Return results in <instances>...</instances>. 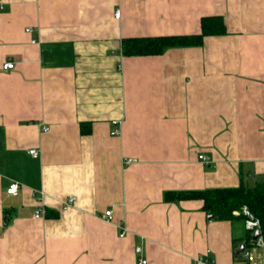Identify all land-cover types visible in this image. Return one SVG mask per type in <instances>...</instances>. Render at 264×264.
<instances>
[{
  "label": "crops",
  "instance_id": "0c3cea01",
  "mask_svg": "<svg viewBox=\"0 0 264 264\" xmlns=\"http://www.w3.org/2000/svg\"><path fill=\"white\" fill-rule=\"evenodd\" d=\"M207 16L225 33L121 54ZM263 177L264 0H0V264H264L241 215L165 199Z\"/></svg>",
  "mask_w": 264,
  "mask_h": 264
},
{
  "label": "trees",
  "instance_id": "16d2710c",
  "mask_svg": "<svg viewBox=\"0 0 264 264\" xmlns=\"http://www.w3.org/2000/svg\"><path fill=\"white\" fill-rule=\"evenodd\" d=\"M199 34L170 35L155 37L126 38L121 41V54L123 56H141L162 54L171 47L200 46L204 36L221 35L225 33L223 21L219 16H207L200 19ZM170 194V195H169ZM202 200L203 210L216 220H242L234 211L246 206L255 218L259 220L260 233L264 238V177L261 180L246 185L241 182L233 188L204 189L203 191L167 193L165 199ZM249 235L245 245L249 247ZM241 260L238 255L234 258L237 264Z\"/></svg>",
  "mask_w": 264,
  "mask_h": 264
},
{
  "label": "built area",
  "instance_id": "2783aa9c",
  "mask_svg": "<svg viewBox=\"0 0 264 264\" xmlns=\"http://www.w3.org/2000/svg\"><path fill=\"white\" fill-rule=\"evenodd\" d=\"M115 17L118 18V13L115 12ZM26 31H29V29H27ZM13 67V63L12 62H5V64H3L2 68L4 70L8 69V68H12ZM112 124H115V128H113V130L110 132V134L112 135H118L119 134V123L115 120H113ZM48 128L44 127V130H47ZM29 154L36 157L38 156V151L34 150V149H29L28 150ZM197 159L199 161H202V163L204 164H208V160H206L204 155H198ZM130 161V160H129ZM129 161L127 160L125 163L129 164ZM18 188L17 183L13 182L11 183V185H9V187L7 188L6 192L7 194H12L14 193ZM75 201V197L71 196L69 197L65 202H63L62 204V209H66L68 206H70L73 202ZM40 211H36L34 214L35 218H39L40 217ZM241 215L244 218V228L245 230H247L248 232H253L255 229L259 230V220L257 218H255L253 216V214L250 212V210L246 207L243 206L240 210L238 211H234L233 215ZM104 219L110 221L112 218V211L111 210H106L103 213L102 216ZM124 231L122 230L120 232V236L123 235ZM253 245L257 248L260 249H264V239L262 238V236H259L254 242ZM243 257L247 260L248 263L251 264H258V262H256L255 258L247 251H244L243 253ZM198 263L201 264H212V262L207 258V257H199L197 259ZM141 264H145L144 260L140 261Z\"/></svg>",
  "mask_w": 264,
  "mask_h": 264
},
{
  "label": "water",
  "instance_id": "95a60500",
  "mask_svg": "<svg viewBox=\"0 0 264 264\" xmlns=\"http://www.w3.org/2000/svg\"><path fill=\"white\" fill-rule=\"evenodd\" d=\"M209 218H211L212 216H208ZM260 233H259V230L258 229H255L253 232H252V235H251V238H250V241H255L258 237H259ZM244 251V246L243 244H240L234 251V256H238L240 253H242Z\"/></svg>",
  "mask_w": 264,
  "mask_h": 264
},
{
  "label": "rangeland",
  "instance_id": "374dc122",
  "mask_svg": "<svg viewBox=\"0 0 264 264\" xmlns=\"http://www.w3.org/2000/svg\"><path fill=\"white\" fill-rule=\"evenodd\" d=\"M251 250H252V253H254V254H257V253L260 252V251H259L257 248H255V247H251Z\"/></svg>",
  "mask_w": 264,
  "mask_h": 264
}]
</instances>
